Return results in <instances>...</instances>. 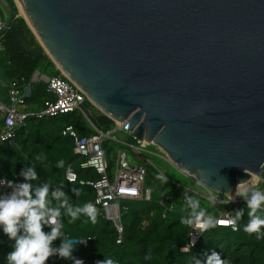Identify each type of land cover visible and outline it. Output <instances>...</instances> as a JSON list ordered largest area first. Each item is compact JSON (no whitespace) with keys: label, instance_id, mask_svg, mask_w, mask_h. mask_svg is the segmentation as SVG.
Returning <instances> with one entry per match:
<instances>
[{"label":"water","instance_id":"95a60500","mask_svg":"<svg viewBox=\"0 0 264 264\" xmlns=\"http://www.w3.org/2000/svg\"><path fill=\"white\" fill-rule=\"evenodd\" d=\"M17 1L61 75L178 173L229 199L264 172V0Z\"/></svg>","mask_w":264,"mask_h":264},{"label":"trees","instance_id":"16d2710c","mask_svg":"<svg viewBox=\"0 0 264 264\" xmlns=\"http://www.w3.org/2000/svg\"><path fill=\"white\" fill-rule=\"evenodd\" d=\"M13 9L14 18L9 28L2 33L7 62L0 70V77L5 82L22 78L23 84H26L34 72L47 78L60 75L22 18L16 17V9ZM0 19L3 21L1 15ZM51 98L45 92V83L39 81L31 83L26 102L38 111L43 101ZM80 108L82 113L72 111L53 117L27 118L12 145L0 146V177L12 181L16 176L19 182H24L21 170L34 166L41 182L48 180L53 187L62 185L73 204L82 206L91 203L95 192L86 183L97 180L98 175L92 169L79 167L83 159L73 153L72 138L61 135V130L70 126L77 137H85L94 134L93 128L108 133L115 124L86 99ZM124 133L129 143L135 145L136 140L129 133ZM101 148L110 177L116 153L120 149L107 139L102 141ZM60 161H64L63 167H57ZM68 165L76 176L73 183L63 178V171ZM144 166L146 175L143 186L149 190V199L118 200L122 227L119 243H116L117 233L111 222L105 221L99 212L95 223L85 215L75 221L65 217L66 235L73 239L91 240L89 244L77 245L73 252L75 258L82 259L84 264H95L104 258H111L116 264H194L193 258L196 257L203 264L207 255L217 252L221 258H227L230 264H264V237L258 239L256 234L244 231L249 220L246 202L212 204L192 193H188V197L198 199L201 208L215 218L219 213L231 212L234 207L237 210L244 209V215L236 224L234 232L228 227H211L201 234L192 248L180 252L191 226L183 222L189 218L191 211L184 197L185 190L192 184L191 180L175 171L161 172L153 164ZM161 174L167 177V183L159 179ZM80 181L82 184H79ZM258 214L264 216V211ZM60 243L61 239L58 238L53 242V247H59ZM13 245L14 241L9 240L0 229V264H7L6 256L13 250ZM46 264H73V261L54 255Z\"/></svg>","mask_w":264,"mask_h":264},{"label":"clouds","instance_id":"9594fccd","mask_svg":"<svg viewBox=\"0 0 264 264\" xmlns=\"http://www.w3.org/2000/svg\"><path fill=\"white\" fill-rule=\"evenodd\" d=\"M60 161L57 167H63ZM20 175L24 182L8 181L4 184L10 189L0 191V229L14 241L13 250L6 256L7 264H46L50 257L58 255L60 258L72 260L73 264H84L82 259L75 258L73 252L78 244H84L85 239L68 236L64 232V219L71 221L87 216L93 223L96 221L97 209L90 203L82 206L71 202L70 197L63 190L62 185L53 187L48 180L41 182L35 167L22 169ZM159 179L167 183V177L161 174ZM201 183H206L200 178ZM246 181L237 184L236 194L246 202L248 209V223L244 231L256 234L257 238L264 237V216L258 214L264 211V190H239ZM186 204L191 209L189 218L183 222L189 225L195 223L200 229L207 230L216 226L215 217L201 208L200 201L194 197H186ZM244 215V209H239L220 224L236 225ZM48 228L49 231L44 229ZM61 239L59 247H53V242ZM194 264H202L196 257ZM95 264H116L111 258L98 260ZM203 264H230L227 258H221L217 252L207 255Z\"/></svg>","mask_w":264,"mask_h":264},{"label":"built area","instance_id":"2783aa9c","mask_svg":"<svg viewBox=\"0 0 264 264\" xmlns=\"http://www.w3.org/2000/svg\"><path fill=\"white\" fill-rule=\"evenodd\" d=\"M3 26V21L0 19V30ZM60 73V72H59ZM43 81L45 83V92L52 97L46 99L42 103L40 110L32 109L31 104L26 102V98L22 95V87L27 86L30 89L31 83ZM85 100L83 93L74 86L63 75L45 77L38 72L32 73L28 82L23 84L22 78H13L8 82L3 81L0 77V146L10 147L16 134L24 127L25 121L29 117H53L72 111H81V104ZM114 129L120 130V126H115ZM94 134L77 137L70 126H66L61 130V135L69 136L73 140V153L83 159L79 163L81 169H92L98 175L97 180L87 182L95 192L92 204L96 207L97 212L105 221L111 222L117 233L116 243H119L122 227L120 224V207L118 200H145L149 199V190L144 189V180L146 169L144 164H130L126 160V155L123 151H117L114 159V168L109 177L107 175V164L103 156L101 144L104 139L111 137V133H101L94 129ZM141 148L146 145L144 142L136 141ZM63 178L68 183L76 181L75 173L66 166L63 171ZM191 178V177H190ZM189 178V179H190ZM0 181L6 184L9 180L0 177ZM191 181L196 182L191 178ZM12 182H19L15 176ZM0 184V191L8 192L10 189ZM79 184H82L80 181ZM199 185V184H198ZM261 185V186H260ZM200 186V185H199ZM204 189L209 197H213L207 189ZM259 189L264 190V172L260 177L256 178V182L250 186L249 190ZM188 193L195 194L192 190H185L184 197H188ZM196 195V194H195ZM211 202V200H208ZM218 203H240L245 202L242 197L237 194L224 201ZM212 203V202H211ZM237 208H233L231 212L219 213L216 221V226L228 227L231 231L236 230V225L220 224L219 221L226 220ZM144 224V222H142ZM206 230L200 229L195 223L190 226L187 233L185 244L180 248V252H187L192 248L199 237Z\"/></svg>","mask_w":264,"mask_h":264},{"label":"rangeland","instance_id":"374dc122","mask_svg":"<svg viewBox=\"0 0 264 264\" xmlns=\"http://www.w3.org/2000/svg\"><path fill=\"white\" fill-rule=\"evenodd\" d=\"M21 13L19 11V8L16 7V17L22 18L23 14L21 15ZM2 35L3 34L0 35V70H2V68H4V64H5V62H7V58H6V55L4 53V45H3V36ZM109 132L111 133V137L107 138V140L114 143L116 148H119L120 150H122L125 153L126 160L128 163H130V164H144V165L149 163V164H153V165L157 166L161 172L162 171L168 172V173H171L172 171L178 172V170L176 168L171 166V163L165 157V155L162 152H160L158 150V148L155 147L154 145L146 144L144 146V148H141L137 142L135 143V145L130 144L129 141L127 140L126 134L122 130V126H120V130H116L113 128ZM185 177H187V176H185ZM187 178H190V177H187ZM190 180H191V178H190ZM191 183L192 184H190L187 187L188 190H192L199 197H202V198L207 199V200H211L212 204H217L218 203L217 200L218 201H224L226 199L224 196L218 195L216 193H212L213 197H209L207 192L204 189H202L197 183L194 184L193 181H191ZM249 189H250V186L248 188H245V190H249ZM242 190L243 189H241V191Z\"/></svg>","mask_w":264,"mask_h":264},{"label":"bare ground","instance_id":"6f19581e","mask_svg":"<svg viewBox=\"0 0 264 264\" xmlns=\"http://www.w3.org/2000/svg\"><path fill=\"white\" fill-rule=\"evenodd\" d=\"M14 1L16 3L17 7L19 8L20 13L22 12L21 13V15L23 14L22 17L25 18L24 13H23V10H22L19 2L17 0H14ZM249 177H250V179L244 185H241L239 190L248 188L249 186L253 185L256 182V178L257 177L254 174H250Z\"/></svg>","mask_w":264,"mask_h":264},{"label":"flooded vegetation","instance_id":"af4514ba","mask_svg":"<svg viewBox=\"0 0 264 264\" xmlns=\"http://www.w3.org/2000/svg\"><path fill=\"white\" fill-rule=\"evenodd\" d=\"M0 15H1L2 17H4V13H3V11H2L1 8H0Z\"/></svg>","mask_w":264,"mask_h":264}]
</instances>
